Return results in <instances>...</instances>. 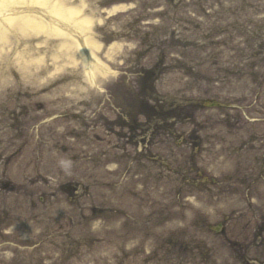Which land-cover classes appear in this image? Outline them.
Wrapping results in <instances>:
<instances>
[{
	"label": "rangeland",
	"instance_id": "1",
	"mask_svg": "<svg viewBox=\"0 0 264 264\" xmlns=\"http://www.w3.org/2000/svg\"><path fill=\"white\" fill-rule=\"evenodd\" d=\"M46 1L89 22L0 16V264H264V0Z\"/></svg>",
	"mask_w": 264,
	"mask_h": 264
},
{
	"label": "bare ground",
	"instance_id": "2",
	"mask_svg": "<svg viewBox=\"0 0 264 264\" xmlns=\"http://www.w3.org/2000/svg\"><path fill=\"white\" fill-rule=\"evenodd\" d=\"M30 4H33V0H0V16L3 17L6 14L15 13L12 11H16V13H19L20 11L23 12L25 10V8L26 9L29 8ZM35 4L40 5L38 10H40L39 12L43 15V18L37 17V16L33 15L32 13L17 15L15 17H13V16L10 17L9 15H6L5 16L6 18H4V17L2 18L3 22H8L11 19L13 24H15L17 27L19 26V28H22V29H25V28L31 29L32 28L34 30L42 31V32L47 33V34H50V32H53L57 36L62 35L64 40H62L63 42H62L60 47L71 46V44L74 43V39L68 38L69 35L66 34V32H62L60 30V28L58 30V28L55 27V25L53 23L63 24L64 26L66 25L65 28L70 30V34H74L76 32H84V29H82V25H85L89 22L88 18L82 19L80 17L76 22L77 23L76 28H78V29H76L75 25H74V20L72 18L64 16V14H63V12L65 11V9H64L65 6L59 4V5H56L53 7V5L50 4V2L46 1V0H36ZM29 10H31V9H29ZM69 12L73 13V11H69ZM49 22H51V23H49ZM67 25L70 26V28H68ZM83 35H84V37H82V38L84 39V41H86V34L83 33ZM92 42H94V41L92 40ZM4 225H7V224L5 223ZM15 227H13V229L11 231L7 232V234H11L9 236H12V235L17 233ZM14 243L15 244H22L21 246H19V248L24 250V248H22V246L28 244V239L24 238L21 240H17ZM27 248H28V246H27Z\"/></svg>",
	"mask_w": 264,
	"mask_h": 264
}]
</instances>
